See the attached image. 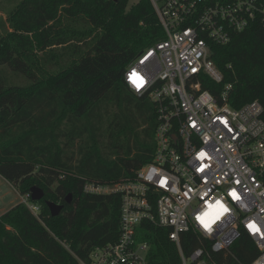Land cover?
Here are the masks:
<instances>
[{"label":"trees","instance_id":"16d2710c","mask_svg":"<svg viewBox=\"0 0 264 264\" xmlns=\"http://www.w3.org/2000/svg\"><path fill=\"white\" fill-rule=\"evenodd\" d=\"M129 2L19 0L7 20L0 16V176L22 197L35 186L45 191L43 200L29 199L40 207L38 216L20 203L0 217V264L89 262L94 248L119 237L120 195H89L84 186L132 179L152 161L156 105L129 89L125 73L166 39L151 0L128 10ZM81 22L83 32H59ZM59 47L72 48L74 58L48 76V60L35 54ZM213 51L224 81L206 78L205 88L222 102L232 85V107L259 101L264 108V26L256 22ZM47 201L63 205L62 213L53 217ZM138 233L150 245L148 264H180L170 229L144 224ZM241 239L248 264L258 250L245 233ZM201 246L198 233L181 235L186 255Z\"/></svg>","mask_w":264,"mask_h":264},{"label":"built area","instance_id":"2783aa9c","mask_svg":"<svg viewBox=\"0 0 264 264\" xmlns=\"http://www.w3.org/2000/svg\"><path fill=\"white\" fill-rule=\"evenodd\" d=\"M151 2L166 39L130 64L125 82L156 105L153 159L132 179L85 184L89 195H120V233L80 264H148L150 245L138 240L144 224L171 230L180 264H219L217 256L243 233L258 250L248 264H264V108L254 101L236 109L228 103L232 85L221 102L204 80L224 81L212 59L213 47L228 45L256 22L264 26V2ZM233 190L237 196L231 195ZM29 199L31 194L22 203L38 216L40 207ZM253 222L259 233L249 229ZM192 231L202 246L186 255L181 235Z\"/></svg>","mask_w":264,"mask_h":264},{"label":"rangeland","instance_id":"374dc122","mask_svg":"<svg viewBox=\"0 0 264 264\" xmlns=\"http://www.w3.org/2000/svg\"><path fill=\"white\" fill-rule=\"evenodd\" d=\"M140 0H130L128 5V10L136 5ZM19 0H15L13 3L8 2V0H0V16L7 20L8 12L15 8V4H18ZM59 32H64L65 35L78 34V32L85 31L86 27L83 22L81 24H70L65 23L63 27L58 28ZM80 36V35H78ZM78 41V38H75ZM77 43V42H76ZM37 60H48L44 66L48 70V73L52 76L60 71L61 66H67L69 60L74 58L73 49L70 47L67 48H52L47 50L45 53L37 52L35 54ZM55 58H52V57ZM54 60V61H51ZM59 60V61H58ZM51 61V62H50ZM16 84L20 86H27L29 83L24 78H16L14 81ZM23 197L20 195L18 190L6 181L4 178L0 176V217L10 211L16 205L22 203ZM245 243L241 238L236 240V242L229 248L223 252V255L217 256V261L219 264H243L249 258V250L245 247ZM234 254H237V258L234 259ZM233 259V260H230Z\"/></svg>","mask_w":264,"mask_h":264},{"label":"water","instance_id":"95a60500","mask_svg":"<svg viewBox=\"0 0 264 264\" xmlns=\"http://www.w3.org/2000/svg\"><path fill=\"white\" fill-rule=\"evenodd\" d=\"M44 198H45V191L43 189H41L40 187H37V186L31 188V199L33 201H41ZM68 203H71V196H69ZM47 206H48V208L51 212V215L53 217L59 216L64 209L63 205H60V204H57L54 202H50V201H47Z\"/></svg>","mask_w":264,"mask_h":264},{"label":"snow or ice","instance_id":"6c2138e0","mask_svg":"<svg viewBox=\"0 0 264 264\" xmlns=\"http://www.w3.org/2000/svg\"><path fill=\"white\" fill-rule=\"evenodd\" d=\"M132 77H133V83H136L137 86L139 87V86H140V83L138 82V81H139V78H138L137 74H136V73H133V74H132ZM201 155H203V154H201ZM231 195H233V196H237V194L235 193V190H233V192L231 193ZM237 198H238V197H237ZM218 206H219L220 208L224 209L225 211H227V209L224 208V206H223L222 204H218ZM202 223H203V221H202ZM204 226H205V227H209V224L205 223ZM248 227H249V229H250L251 231H253L254 233H259V232L261 231V230H260V227H259L258 225H256L254 222H253V223H250V224L248 225Z\"/></svg>","mask_w":264,"mask_h":264}]
</instances>
